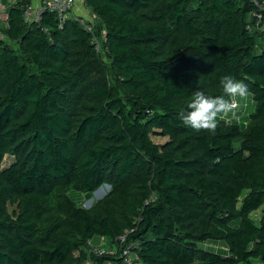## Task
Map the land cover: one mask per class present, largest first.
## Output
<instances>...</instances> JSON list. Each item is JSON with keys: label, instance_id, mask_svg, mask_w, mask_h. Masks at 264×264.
Segmentation results:
<instances>
[{"label": "trees", "instance_id": "16d2710c", "mask_svg": "<svg viewBox=\"0 0 264 264\" xmlns=\"http://www.w3.org/2000/svg\"><path fill=\"white\" fill-rule=\"evenodd\" d=\"M0 1V264H264V0ZM226 75L251 103L184 125Z\"/></svg>", "mask_w": 264, "mask_h": 264}, {"label": "clouds", "instance_id": "9594fccd", "mask_svg": "<svg viewBox=\"0 0 264 264\" xmlns=\"http://www.w3.org/2000/svg\"><path fill=\"white\" fill-rule=\"evenodd\" d=\"M223 94L218 96L206 95L196 91L193 100L188 104V110L179 113L184 125L196 130L214 132L218 127V117L232 114L236 116L238 99L247 97L250 92L248 85L237 80L232 75H226L220 80Z\"/></svg>", "mask_w": 264, "mask_h": 264}, {"label": "built area", "instance_id": "2783aa9c", "mask_svg": "<svg viewBox=\"0 0 264 264\" xmlns=\"http://www.w3.org/2000/svg\"><path fill=\"white\" fill-rule=\"evenodd\" d=\"M79 2H83V0H36L35 2L28 4L23 12V17L25 21H36L40 18V14L44 10H48L49 12H54L57 15L59 20V24L61 25L68 17H73L77 21H79L87 30H92L93 21L95 20V15L91 13L88 8L84 7L80 8L81 4ZM82 12V14L80 13ZM89 13L86 15V13ZM5 6L0 1V23L5 19ZM246 107V102L237 101L236 112L239 111L241 114L242 111ZM234 117L232 114H227L220 116V119L229 120ZM237 117V113L236 116ZM103 237H99L102 240ZM120 240L123 241V236L120 237ZM93 248V251L98 252L99 254L103 253L105 250L100 249L97 246L90 244ZM123 262L121 264H130L132 262L131 253L129 251V247H126L122 251ZM84 264H90V261H86Z\"/></svg>", "mask_w": 264, "mask_h": 264}, {"label": "rangeland", "instance_id": "374dc122", "mask_svg": "<svg viewBox=\"0 0 264 264\" xmlns=\"http://www.w3.org/2000/svg\"><path fill=\"white\" fill-rule=\"evenodd\" d=\"M32 1L35 2L36 0H32ZM79 3L81 4V6H79L80 8L84 7V6H83L84 4H83L82 2H79ZM80 13L82 14L81 11H80ZM87 14H89V13L87 12L86 15H87ZM92 21L94 22V20H92ZM246 98H247L248 101L251 103L250 95H248ZM239 100H240V101H243L244 98H243V99H239ZM251 108H252V106H251V104H250V106H249V108H248V111H249ZM162 140H163L162 138H157V137L154 138V141H157V142H162ZM11 159H12V157H8V156H6L5 159H4V163H3V165H4V166H7V165L10 163ZM101 191H103L104 193H106V191H107V187H106V186H103ZM101 191H98V192H96V193H93L92 198H90V199H88V200H86V201H83L82 204H83L84 206H88V205H90L92 202H94L96 199H98V196L101 195ZM262 207H264V204H263L261 207H259L257 210H254L253 212H251L250 216H251L255 221H258V219H259V217H260V213H261V209H262ZM96 239H97V237H95L94 240H96ZM91 244L94 245V246H97V247L100 248V249H104L105 251H106V250H109V249H112V250L114 249V248H112V247H108V244H107V241H106L105 238H102V240L98 239V240H96V241H92ZM113 252H114V251H113ZM252 264H262V263H261L259 260H255V261H253Z\"/></svg>", "mask_w": 264, "mask_h": 264}, {"label": "water", "instance_id": "95a60500", "mask_svg": "<svg viewBox=\"0 0 264 264\" xmlns=\"http://www.w3.org/2000/svg\"><path fill=\"white\" fill-rule=\"evenodd\" d=\"M106 187H107V189L109 188V186L108 185H105ZM102 190V187H100V188H98L94 193H96V192H98V191H101ZM104 195V192L103 191H101V195L100 196H98V198H100V197H102Z\"/></svg>", "mask_w": 264, "mask_h": 264}, {"label": "crops", "instance_id": "0c3cea01", "mask_svg": "<svg viewBox=\"0 0 264 264\" xmlns=\"http://www.w3.org/2000/svg\"><path fill=\"white\" fill-rule=\"evenodd\" d=\"M3 1V0H2ZM8 2H10V0H7ZM98 240V239H97ZM96 241V240H95Z\"/></svg>", "mask_w": 264, "mask_h": 264}]
</instances>
